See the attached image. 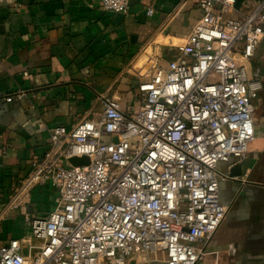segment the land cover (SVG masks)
Returning a JSON list of instances; mask_svg holds the SVG:
<instances>
[{
    "label": "built area",
    "instance_id": "2783aa9c",
    "mask_svg": "<svg viewBox=\"0 0 264 264\" xmlns=\"http://www.w3.org/2000/svg\"><path fill=\"white\" fill-rule=\"evenodd\" d=\"M97 1L113 12L130 6V0ZM195 1L202 15L182 45L168 53L149 40L122 69L140 78L137 111L97 93V117L90 108L75 124L51 128L45 152L32 159L0 220L12 209L26 212L38 186L53 188L55 207L45 215L25 213L30 234L0 247V264L204 258L229 210L220 181L234 178L218 163L243 161L255 134L264 75L260 69L250 75L248 63L264 43V0L252 1L247 13L238 0ZM5 152L0 146V156ZM85 155L88 164L70 162Z\"/></svg>",
    "mask_w": 264,
    "mask_h": 264
},
{
    "label": "crops",
    "instance_id": "0c3cea01",
    "mask_svg": "<svg viewBox=\"0 0 264 264\" xmlns=\"http://www.w3.org/2000/svg\"><path fill=\"white\" fill-rule=\"evenodd\" d=\"M252 1L238 0L242 13ZM201 15L195 0H130L124 13L97 0H0V146L6 148L0 156V213L32 159L45 152L53 126L75 124L90 108V117H97V93L137 111L140 78L122 69L149 40L175 51ZM248 67L250 75L257 69L264 75V43ZM253 119L245 159L218 163L234 176L220 181V199L229 210L197 264H264V81ZM26 201L31 217L45 215L55 207L56 192L38 186ZM26 212L12 209L0 220V247L30 234Z\"/></svg>",
    "mask_w": 264,
    "mask_h": 264
},
{
    "label": "water",
    "instance_id": "95a60500",
    "mask_svg": "<svg viewBox=\"0 0 264 264\" xmlns=\"http://www.w3.org/2000/svg\"><path fill=\"white\" fill-rule=\"evenodd\" d=\"M117 141V139H116ZM70 162L73 164V165H83V164H88L90 162V159L88 156H74L72 158H70ZM236 168V167H235ZM130 264H135L134 261H132Z\"/></svg>",
    "mask_w": 264,
    "mask_h": 264
}]
</instances>
